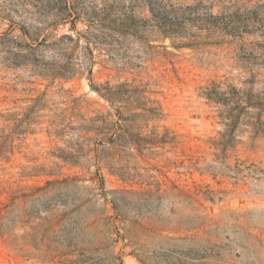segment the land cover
Returning <instances> with one entry per match:
<instances>
[{
    "label": "rangeland",
    "instance_id": "rangeland-1",
    "mask_svg": "<svg viewBox=\"0 0 264 264\" xmlns=\"http://www.w3.org/2000/svg\"><path fill=\"white\" fill-rule=\"evenodd\" d=\"M159 3L237 36L80 43L66 75L47 48L22 65L0 50V264H264V0Z\"/></svg>",
    "mask_w": 264,
    "mask_h": 264
},
{
    "label": "trees",
    "instance_id": "trees-1",
    "mask_svg": "<svg viewBox=\"0 0 264 264\" xmlns=\"http://www.w3.org/2000/svg\"><path fill=\"white\" fill-rule=\"evenodd\" d=\"M160 1L100 0L101 3L97 5H88L81 4V0H47L37 11L25 15L24 12L17 13L13 9L2 15L4 9H0V22L6 21V28L0 33V50L6 61L9 60L12 65H22L33 62L39 49L47 48L58 61H64L63 64L47 68L66 75L69 74V60L80 43L84 45L85 55H92L93 48H103L111 55L124 56L128 43L136 42L144 49L151 39L164 37L188 38V43L180 45L193 46L191 40H195L197 35L185 33L187 24L193 26L197 23L200 25L197 29L211 34L219 32V36H237L236 29L230 27L229 22H211L200 16L186 18L181 8L161 5ZM198 5L187 10L194 11ZM144 8L149 12V18L140 16V11ZM13 15L19 18L18 21L12 19ZM30 18L38 26L29 23L27 20ZM77 22L83 23V31L76 30ZM67 24L69 26L66 33L51 43H46L49 39L47 29ZM91 66L92 60L89 59L87 70L90 71ZM212 94L209 91L205 96L211 100Z\"/></svg>",
    "mask_w": 264,
    "mask_h": 264
}]
</instances>
